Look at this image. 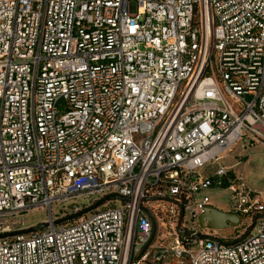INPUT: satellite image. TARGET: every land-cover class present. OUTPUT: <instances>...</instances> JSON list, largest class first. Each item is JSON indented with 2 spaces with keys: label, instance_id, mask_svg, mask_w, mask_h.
<instances>
[{
  "label": "built area",
  "instance_id": "1",
  "mask_svg": "<svg viewBox=\"0 0 264 264\" xmlns=\"http://www.w3.org/2000/svg\"><path fill=\"white\" fill-rule=\"evenodd\" d=\"M237 146L264 148V0H0V233L47 212L0 264H264L262 198L219 163ZM223 179L232 242L197 224Z\"/></svg>",
  "mask_w": 264,
  "mask_h": 264
},
{
  "label": "rangeland",
  "instance_id": "2",
  "mask_svg": "<svg viewBox=\"0 0 264 264\" xmlns=\"http://www.w3.org/2000/svg\"><path fill=\"white\" fill-rule=\"evenodd\" d=\"M60 104H63L60 101ZM249 147L242 149L241 147L237 146L236 148L232 147L229 151L221 158L219 163L226 167L227 169H231L234 175L238 176L239 174L242 175L244 183L246 186L253 192L259 194L262 198V202L264 204V148L260 146L254 147L251 152L248 154ZM239 162L238 164H235ZM204 175H212L213 169L208 168L203 171ZM229 177V176H228ZM206 196L208 198V205L224 211L230 212L232 211L233 203L235 202L233 199V194L228 189V187L213 185L206 190L197 194V198L200 199L202 196ZM91 198L90 197H80L78 199H74L67 203L70 205L72 203L79 204L80 207L84 205V207L89 205ZM121 201L114 199L112 202H104L98 208H106V207H113V206H121ZM53 213L59 214V208L57 205L53 204ZM71 212V211H70ZM69 212V213H70ZM92 211H89L88 214H91ZM47 216V212L44 208H37L31 209L28 212L22 213V219L24 223V227L28 228L34 226L40 222H42ZM240 222L238 226L241 224H245L248 220V215L240 214L239 215ZM188 225H190L191 220L186 219ZM194 223V222H193ZM166 224H168L166 222ZM236 227V228H235ZM229 227L225 229H211L206 226L200 227L199 231L201 234H211V235H218L228 239L229 242L233 241L232 237L236 234V231H242L243 227ZM250 229V228H249ZM248 230L245 229L244 233ZM157 232H160V235H156ZM166 230L160 229L155 231V235L153 236L152 240L150 241L146 250H150L151 254H153V245L167 244L170 242L171 238L166 236L164 237ZM137 258V255L133 257V260ZM151 260V255L148 257V261L146 264H155L149 262Z\"/></svg>",
  "mask_w": 264,
  "mask_h": 264
},
{
  "label": "water",
  "instance_id": "3",
  "mask_svg": "<svg viewBox=\"0 0 264 264\" xmlns=\"http://www.w3.org/2000/svg\"><path fill=\"white\" fill-rule=\"evenodd\" d=\"M111 198H118V199H121L123 201L127 200L126 197H122V196H119L117 194H109V195H106L103 198L97 200L93 204L85 207L82 210L70 213L64 217H61L59 219L54 220L53 224L65 223V222L71 221L73 219H76L77 217L84 215V214L88 213L89 211H92L93 209H96L98 206H100L106 200L111 199ZM76 207H77L76 204H71V205H69V210L72 211ZM181 217H182V209L180 207V214L178 217L176 230L179 234L187 237V236H189V232L180 228ZM238 223H239V217L235 213L224 212V211L218 210V209H216L210 205H206L202 209L201 213L197 216V224L199 227L206 226V227L211 228V229L220 230V229H225V228H229V227H235L238 225ZM46 226H47V223H39L37 225L31 226V227L24 229V230H21V231L11 232V233H0V238L6 237V236H11L14 234H27L30 232H35V231H38V230L45 228ZM152 237H153V232H152V235H151L149 242L143 247V249L141 250L138 257H140L144 253V251L148 247ZM194 237L200 238L201 235H196Z\"/></svg>",
  "mask_w": 264,
  "mask_h": 264
},
{
  "label": "trees",
  "instance_id": "4",
  "mask_svg": "<svg viewBox=\"0 0 264 264\" xmlns=\"http://www.w3.org/2000/svg\"><path fill=\"white\" fill-rule=\"evenodd\" d=\"M232 176H233V173L230 174V177H232ZM220 186L227 187V186H228V181H227L226 179H223L222 182H221V184H220ZM245 226H246V225L243 224L242 226H239V227H243V229H244ZM235 239H237V238H236V236L233 235L232 240H235ZM231 242H232V241H231Z\"/></svg>",
  "mask_w": 264,
  "mask_h": 264
},
{
  "label": "flooded vegetation",
  "instance_id": "5",
  "mask_svg": "<svg viewBox=\"0 0 264 264\" xmlns=\"http://www.w3.org/2000/svg\"><path fill=\"white\" fill-rule=\"evenodd\" d=\"M97 208H98V207H97ZM93 210H95V209H93ZM93 210H92V211H93ZM237 227H239V226L237 225ZM235 228H236V227H235ZM237 232H239V231H236V233H237ZM243 234H245V233H243ZM210 236H211V234L202 235L203 238H209Z\"/></svg>",
  "mask_w": 264,
  "mask_h": 264
}]
</instances>
